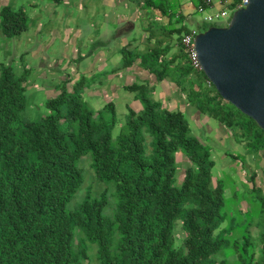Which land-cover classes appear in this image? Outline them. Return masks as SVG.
Listing matches in <instances>:
<instances>
[{
    "label": "trees",
    "instance_id": "obj_1",
    "mask_svg": "<svg viewBox=\"0 0 264 264\" xmlns=\"http://www.w3.org/2000/svg\"><path fill=\"white\" fill-rule=\"evenodd\" d=\"M142 8L183 21L177 11L168 15L169 0H143ZM28 25L22 9L0 7L2 38ZM155 26L150 21L144 51L120 49L118 69L137 65L156 84H176L199 115L229 130L247 154L264 156L258 125L202 71L191 77L181 44L188 28H162L158 37ZM172 46L178 51L169 55ZM31 70L0 62V264H264V194L255 172L252 187H233L245 209L239 201L224 209L228 190L213 174L212 148L184 112L154 99L156 84L135 78L123 87L139 110L126 103L120 120L113 103L88 108L86 88L71 80L56 82L42 113L30 115ZM178 155L188 163L179 183Z\"/></svg>",
    "mask_w": 264,
    "mask_h": 264
},
{
    "label": "rangeland",
    "instance_id": "obj_2",
    "mask_svg": "<svg viewBox=\"0 0 264 264\" xmlns=\"http://www.w3.org/2000/svg\"><path fill=\"white\" fill-rule=\"evenodd\" d=\"M75 1L72 4L67 3V6L61 3L58 5H61V8L65 9L66 12L61 10L60 7L56 11L66 14L73 13V15L77 14V16L72 15L68 17L65 15L61 18L59 14L51 17L50 12H53V9H49V7L43 10L42 3L45 0H11V2L10 0H3V3L1 2L2 5L12 6L11 3L15 4V6L21 5L22 10L26 13L29 25L27 31L22 33L18 38L7 41L0 36V60H3L2 54L9 53L11 56L6 58L9 63L15 58L19 67L25 65L23 69L27 65L25 62L33 64L31 66V75H34L32 89L34 98L30 105V109L32 110L30 115H33V113H42L44 101L48 97L56 94L54 90L57 89V85L51 81H62L60 78L61 72H65L67 68L68 71L71 70L73 72L75 82L81 81V85L86 88V91L84 90V96L88 100V108L96 110L97 107H102L105 102L113 103L117 114H119L118 120H120L121 116L125 114L124 107L126 103L136 111L139 110V105L136 101H131V94L124 91L123 87L126 86L125 81L127 75H124L123 70H121L122 73H117L122 74L120 78L119 76H117V79L110 78L116 72L111 73L110 70L106 71V61L101 60V55L97 56L96 52L100 50L102 55L113 58L110 61L113 65L117 64V67H122L121 61L123 56L120 49L125 46L122 44L126 42L131 44L129 49L132 51H135L134 45L137 47V50L143 51L145 48L142 45H152L150 41L146 40V32H139V26L146 23V16L140 17L136 21L137 27L133 31H128L132 26L129 20L127 25L123 26L122 32L125 36L122 39L123 35H118L119 26L115 21L114 13L119 16L116 12L119 13L122 7H126L125 4L119 5V7L116 6V9V7L111 8L106 3L100 4L94 1L90 7V11L84 14L83 10H81L82 4H78ZM103 1L107 2V0ZM177 1L169 0L172 11L174 9L175 11L177 10ZM193 2L196 4V0H193ZM217 8L214 4L212 8H207L203 12L194 11L191 14L193 22L185 21L184 26L186 28L196 27V25L201 24L202 18L206 14L215 13ZM124 13H128V10ZM135 14L139 15L136 12ZM229 14H232L231 10H229ZM60 19L63 20L60 21ZM222 23L224 24L225 21ZM174 24L177 23L172 19V25ZM25 40H28V42H25ZM100 43L102 44L100 45ZM177 51V47L172 46L169 55L177 53ZM82 53L87 54V56H82L81 58ZM17 54H24V57L21 59L20 55ZM25 55L27 59H25ZM67 57H71L73 60L72 63L75 62V64L67 66L68 62H64L65 64L61 66L58 62L65 60ZM41 58L42 60H40ZM43 59H50L51 61L47 63ZM90 66H92V72L88 70ZM44 68L47 69L44 70ZM16 70L17 72L22 71L21 68H17ZM192 70L191 77L199 76L200 71ZM82 71L85 74H81ZM129 76H131L130 79L132 80L127 85H130L135 78H147L150 81V85L156 84L154 77L145 73L137 65L133 66L132 73ZM107 79L108 81H106ZM103 81H105L104 85L101 84ZM75 82L72 81V84ZM175 86L176 84L167 81L156 84L153 94L154 99H161L163 105L170 110L180 109L188 116L193 134L197 136L199 134L204 135L203 139L207 141V144L213 150L212 154L215 162L213 174L220 179L219 181L224 183V189L228 190L225 192L226 206L224 209H234V204L236 205L240 200V193L237 194L234 192L236 190L238 192L242 191L243 193V185H241V182L245 183L248 188L252 187V183L248 179L249 173L255 172L256 178L254 184L264 194V173L261 172L264 169V156L259 155V157H254L247 154L243 148V143H237L231 136V132L214 119L207 121L206 117L199 115L187 103L185 95L179 93ZM87 89H91V91ZM234 157H238V159L233 160ZM83 159H89L90 161L91 157L89 155V157H84ZM243 159L245 160V165H243ZM177 162V182L179 183L182 180L184 168L188 163L181 155L177 156ZM84 166L86 167L85 175H90L91 172L88 169V164L85 163ZM234 185L235 190L233 188ZM240 203L241 201H239ZM241 204L244 206L243 209H245L246 204Z\"/></svg>",
    "mask_w": 264,
    "mask_h": 264
},
{
    "label": "water",
    "instance_id": "obj_3",
    "mask_svg": "<svg viewBox=\"0 0 264 264\" xmlns=\"http://www.w3.org/2000/svg\"><path fill=\"white\" fill-rule=\"evenodd\" d=\"M194 46L219 96L264 132V0H248L226 26L199 32Z\"/></svg>",
    "mask_w": 264,
    "mask_h": 264
},
{
    "label": "crops",
    "instance_id": "obj_4",
    "mask_svg": "<svg viewBox=\"0 0 264 264\" xmlns=\"http://www.w3.org/2000/svg\"><path fill=\"white\" fill-rule=\"evenodd\" d=\"M96 2V3H100V4H108V5H110V7L111 8H113V7H119V5H122V4H125L126 5V7L124 6V7H122V10H120V12L118 13V12H116L119 16H117L115 13H114V15H115V18H116V22L118 23V28H119V32H118V35H120V34H122L123 35V38L122 39H124V33L122 32V30H123V26L124 25H127V23L129 22V20L131 21V24H132V26H131V28L130 29H128V31H133V30H135V28L137 27L136 26V21L140 18V17H143V16H146V23L144 24V25H142L141 24V26H139V32L140 33H142L143 31H145L146 32V34H147V36H148V31H147V28H148V26L150 25V21H154L155 22V24H157L158 26H155V28H157V30H156V32H155V35L156 36H162L163 34V32H162V30L164 29V28H166V29H171V28H176V27H180L179 25H184V22L185 21H190L191 23L193 22V20L191 19L192 17H191V14L194 12V11H196V7L199 5V4H201V2H202V0H196V4H194V2H193V0H178L177 1V12L176 13H178V15H180L181 17H182V19H183V21H182V23H178V24H174V25H172V23H169V20H168V17L167 16H165V15H163V14H161L159 11H157V10H151V9H145V8H142L143 7V0H107V2L106 1H103V0H76L75 2L76 3H81L82 4V7H81V10H83V12H84V14H86V13H88L89 11H90V7H91V5H92V3L93 2ZM1 2L3 3V0H0V7H2V6H9V5H2L1 4ZM10 2H11V0H10ZM74 2V0H57V2H55V1H52V0H45V2L44 3H42L43 4V10L44 9H46L47 7H49V9H53V12H50V16L51 17H55V15L56 14H59V17H64L65 15H67L68 17H70V16H72L73 15V13L72 14H70V13H59L58 11H56V9L58 8V7H60L61 8V5L60 6H58L60 3L61 4H63V5H65V6H67L68 4H72ZM68 3V4H67ZM67 4V5H66ZM11 5H12V7L14 8V9H16V8H20V9H23L22 8V6L21 5H16L15 6V4H12L11 3ZM215 5L218 7L217 8V10L220 8V6H219V4H218V1L216 0L215 1ZM117 7H116V9H117ZM61 10H64L65 12H66V10L65 9H62L61 8ZM128 10V13H124L125 11H127ZM216 10V11H217ZM46 11V10H45ZM44 11V12H45ZM173 11H175V9L173 10ZM173 11H171V12H169L168 13V15L169 14H171ZM135 12L138 14L139 13V15H136L135 14ZM70 14V15H69ZM73 16H77V14L75 15H73ZM63 19H60V21H62ZM209 27H211V25H205L204 23H202L201 22V24H199V25H196V27H190V28H188V30H191V29H196L198 32H202L203 30L202 29H204V28H209ZM163 28V29H162ZM162 29V30H161ZM127 31V32H128ZM122 32V33H121ZM147 36H146V40H147ZM148 41V40H147ZM151 43H152V41L151 40H149ZM25 42H28V40H25ZM126 42V41H125ZM174 42H175V40H173L171 43H173L174 44ZM128 42H126L125 44H122V45H126ZM102 43H100V45H101ZM120 44H121V42H120ZM143 46V48H145V47H147L148 45H142ZM8 50V49H7ZM17 55H20V57H21V59L24 57V54H17ZM96 55L98 56V55H101V60L103 59V61H106V63H107V68L105 69L106 71H111V73L112 72H116L115 74H112L111 75V77L110 78H112V79H117V76H119V78L121 77V75L122 74H117L118 72H121V70H123V72H124V75L126 74L127 76H126V81H125V85H127V84H129V82L132 80V79H130L131 78V76H129L131 73H132V68H133V66L131 67V68H129V69H127V71L126 70H124V69H118L119 67H117V64L115 65H113L110 61H112V57H106V56H104V55H102V53H101V51L100 50H98L97 52H96ZM172 55V54H171ZM9 56H11L9 53L7 54V58L9 57ZM13 56V55H12ZM82 56H84V57H86L87 56V54H83L82 53V55H81V58H82ZM25 59H27L26 58V55H25ZM98 59H99V57H98ZM40 60H42V58L40 59ZM45 62L47 61V63H48V61L50 62L51 60L50 59H48V60H46V59H43ZM5 61H7L6 59H5ZM23 61H25V60H23ZM22 61V62H23ZM54 62H55V60H53ZM52 61V62H53ZM72 58L71 57H67L65 60H63V61H61V62H58V63H60L61 64V66L62 65H64L65 63L64 62H68V65L67 66H69V65H71V64H75V62L74 63H72ZM78 61V60H77ZM7 62H9V61H7ZM79 62V61H78ZM11 63V66L16 70L17 68H21L22 69V71L24 70L23 68H24V66L25 65H22V67H19L18 65H17V62L15 61V58L10 62ZM110 63V64H109ZM25 64H27L26 65V67H25V69H27V70H29V69H31V66H33V64H31V63H29V62H25ZM60 66V67H61ZM77 66H78V64H77ZM47 68H44V70H46ZM77 69H78V67H77ZM92 66H90V69H88V70H90L91 72H92ZM108 69V70H107ZM79 70V69H78ZM87 70V71H88ZM105 70H104V72H105ZM117 70V71H116ZM89 72V71H88ZM122 73V72H121ZM81 74H85V72L84 71H82V73ZM90 74V73H89ZM62 76V77H61ZM61 76H60V78L62 79V81H56V82H64V81H66V80H71V81H75V79H74V75H73V72L71 71V70H69L68 71V69L66 68V71L65 72H61ZM134 76V75H133ZM59 78V79H60ZM130 79V80H129ZM106 81H108V79L106 80ZM52 83H56L55 82V80H52L51 81ZM102 85H104L105 84V81H103L102 83H101ZM39 86V85H38ZM87 90H90L91 91V89H87Z\"/></svg>",
    "mask_w": 264,
    "mask_h": 264
},
{
    "label": "built area",
    "instance_id": "obj_5",
    "mask_svg": "<svg viewBox=\"0 0 264 264\" xmlns=\"http://www.w3.org/2000/svg\"><path fill=\"white\" fill-rule=\"evenodd\" d=\"M216 0H202L201 4L196 7V11L203 12L207 8H212ZM220 8L213 14H206L202 18V23L212 26H226L232 13L238 9L245 7L248 4V0H217ZM225 23L223 24L222 22ZM199 32L196 29L189 30L181 37V44L183 51L186 55L189 66L196 70L201 71V66L197 58L195 51L194 40Z\"/></svg>",
    "mask_w": 264,
    "mask_h": 264
},
{
    "label": "clouds",
    "instance_id": "obj_6",
    "mask_svg": "<svg viewBox=\"0 0 264 264\" xmlns=\"http://www.w3.org/2000/svg\"><path fill=\"white\" fill-rule=\"evenodd\" d=\"M2 37V36H1ZM18 38V37H17ZM2 39H4V38H2ZM7 41H9V40H7ZM2 53H3V51H2ZM2 57H3V60H0V62H3V61H5V59L7 58V54H2ZM5 63H7L8 65H10L11 66V64L9 63V62H5ZM12 67V66H11ZM13 68V67H12ZM14 69V68H13Z\"/></svg>",
    "mask_w": 264,
    "mask_h": 264
}]
</instances>
